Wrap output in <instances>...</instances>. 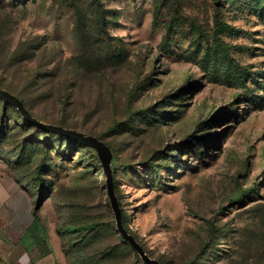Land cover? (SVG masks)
<instances>
[{"label": "rangeland", "instance_id": "1", "mask_svg": "<svg viewBox=\"0 0 264 264\" xmlns=\"http://www.w3.org/2000/svg\"><path fill=\"white\" fill-rule=\"evenodd\" d=\"M0 85L108 147L122 224L150 257L264 264V0H0ZM102 159L0 98V199L15 184L81 226L68 264H148Z\"/></svg>", "mask_w": 264, "mask_h": 264}, {"label": "crops", "instance_id": "2", "mask_svg": "<svg viewBox=\"0 0 264 264\" xmlns=\"http://www.w3.org/2000/svg\"><path fill=\"white\" fill-rule=\"evenodd\" d=\"M8 189L12 196L0 199V264H68L63 230L48 216L33 214L18 185Z\"/></svg>", "mask_w": 264, "mask_h": 264}, {"label": "water", "instance_id": "3", "mask_svg": "<svg viewBox=\"0 0 264 264\" xmlns=\"http://www.w3.org/2000/svg\"><path fill=\"white\" fill-rule=\"evenodd\" d=\"M0 97H3L7 99L10 103H12L14 106L17 107V109L31 122L37 124L38 126L47 129V130H52L54 132H58L61 134H67L70 136H73L77 139H80L84 141L87 144L93 145L103 151V159H102V167L103 171L106 175V189L109 195L110 199V204L111 207L114 211L115 214V221H116V226L117 229L119 230L121 236L123 239L127 240L137 251V253L140 255V257L148 264H161L157 259L150 257L143 247L139 244V242L131 235L124 227L122 224V219H121V209L118 205L114 190H113V185H112V178H111V169H110V151L108 147L103 144L101 141L97 139L90 138L89 136L83 134L82 132H79L77 130L64 127L58 124H53V123H48V122H43L36 117H34L24 106L23 102L17 98L15 95L12 93L6 91L2 87H0Z\"/></svg>", "mask_w": 264, "mask_h": 264}, {"label": "trees", "instance_id": "4", "mask_svg": "<svg viewBox=\"0 0 264 264\" xmlns=\"http://www.w3.org/2000/svg\"><path fill=\"white\" fill-rule=\"evenodd\" d=\"M0 87H2L1 85H0ZM3 88V87H2ZM4 89V88H3ZM6 90V89H5ZM6 91H8V90H6ZM8 92H10V91H8ZM10 93H12V92H10ZM13 94V93H12ZM13 95H15V94H13ZM16 96V95H15ZM17 97V96H16ZM0 98H2V99H5V98H3V97H0ZM17 98H19V97H17ZM20 99V98H19ZM6 101H8L7 99H5ZM21 100V99H20ZM22 101V100H21ZM9 102V101H8ZM23 102V101H22ZM10 103V102H9ZM12 104V103H11ZM24 104V103H23ZM25 106V105H24ZM16 107V106H15ZM17 108V107H16ZM27 109V108H26ZM20 112V111H19ZM21 113V112H20ZM22 114V113H21ZM38 119V118H37ZM30 121V120H29ZM31 122V121H30ZM32 124H35V123H33V122H31ZM35 125H37V124H35ZM59 125V124H58ZM38 126V125H37ZM62 126V125H61ZM39 128H41L42 130H44L45 132H54V131H52V130H47V129H44V128H42V127H40V126H38ZM72 129V128H71ZM56 133H58V132H56ZM61 134V133H60ZM64 135H67V134H64ZM68 136H70V135H68ZM71 138H75V137H73V136H70ZM75 139H77V138H75ZM77 140H80V139H77ZM80 141H82V140H80ZM84 142V141H83ZM110 169H111V167H110ZM33 214H36V207L34 206V208H33ZM122 219V218H121ZM94 224L93 223H88V224H86V225H84V227L86 228V229H91V228H94ZM124 227V226H123ZM79 228H81V226H77V227H72L71 229H69V230H66V231H64L63 229V232L64 233H69V232H71V231H73V230H78ZM125 228V227H124ZM126 229V228H125ZM127 230V229H126ZM62 249L64 250V246H63V243H62ZM64 252H65V250H64Z\"/></svg>", "mask_w": 264, "mask_h": 264}]
</instances>
